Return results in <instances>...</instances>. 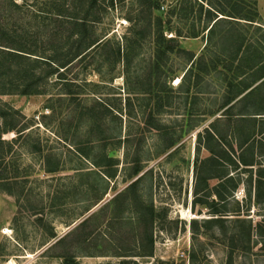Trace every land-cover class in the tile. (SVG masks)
<instances>
[{"label": "rangeland", "instance_id": "1", "mask_svg": "<svg viewBox=\"0 0 264 264\" xmlns=\"http://www.w3.org/2000/svg\"><path fill=\"white\" fill-rule=\"evenodd\" d=\"M9 1L3 5L9 7ZM244 1L256 9L255 23L226 21L207 42L206 32L201 35L208 23L205 10L217 9L218 0H197L202 10L187 4L181 15L178 8L172 14L175 0H159V12L152 13L140 0H98L95 31L108 34L110 44L63 73L71 86L53 77L43 95L0 96V105L18 112L21 116L10 115L29 128L21 139L15 132L4 136L14 142L4 147L7 182L0 181V264H190L192 252V264L225 263L226 243L218 229L191 237L192 220L212 215L209 207L192 204L195 146L197 133L226 109L224 98L259 75H241L249 74V60L241 62L238 74L237 63L227 59L228 43L218 39L233 27L264 60V0ZM18 13H11V23ZM157 16L173 30L164 31L166 39L176 30L200 36L177 40L180 51H159L152 42ZM189 55L202 60L182 79ZM231 125L218 129L229 134ZM200 156L209 154L202 150ZM139 167L142 172L133 176ZM146 172L138 186L128 188ZM243 195L240 186L239 203L228 204L227 211L246 210ZM150 204L152 224L143 208ZM249 210L253 225L264 217V205ZM254 234L248 249L233 253L234 264H264V238Z\"/></svg>", "mask_w": 264, "mask_h": 264}, {"label": "trees", "instance_id": "2", "mask_svg": "<svg viewBox=\"0 0 264 264\" xmlns=\"http://www.w3.org/2000/svg\"><path fill=\"white\" fill-rule=\"evenodd\" d=\"M97 1L20 0V3H17L15 0H10L9 7H6L3 5L4 0H0V9L6 8L3 12L0 10V96L43 95L46 93L47 85L55 82H52L53 77L57 82L66 81V86H71L72 83L63 78V73L67 72L75 62L85 59L89 52L110 44L108 34L99 37L95 31L102 10ZM140 1L147 5L149 12H159V0ZM191 1L194 0H175L172 14L176 12V8H178L177 15L179 12L181 15L182 10L186 9L185 5L198 4L197 0ZM218 1L217 9L208 7L205 10L208 23L201 35L204 36L206 32L207 42L216 35L217 26L227 23L226 21H232L235 25H252L258 17L256 9L248 6L244 0ZM198 6L203 9V4ZM189 10L192 12L190 7ZM10 12H19L14 24L11 23L13 15ZM181 17L178 16L179 19ZM153 27V44L159 51L163 48L169 53L180 51L177 40L195 39L200 36L196 32L183 34L176 30L174 38L166 39L164 31L173 30L170 27L164 28L160 16L154 19ZM133 35L136 36L137 33ZM218 39L220 42L228 43L230 51L227 59L237 63L238 74H240L241 62L249 60L252 64L249 74L241 75L255 76L258 73L259 75L236 95L225 97L222 108L226 107V109L202 132L197 133L192 204L195 207L197 205L209 207L212 215L209 219L192 220L190 227L192 240L198 239L201 234H207L213 228L218 229L226 243L227 256L224 264H234L233 253L237 249H248L253 232L254 236L264 238V217L253 225L248 215L251 205L254 207L264 205V162L261 161L264 158V140L261 137L264 134V60L252 44L245 45V38L233 27L222 30ZM127 42L128 40L125 39V43ZM40 43L43 48H40ZM117 54L120 55L119 44ZM216 55L226 58V54ZM201 60L202 56L189 55L190 66L182 79L188 73L192 74V70ZM211 67L214 69L215 62L212 61ZM205 73H208V69ZM196 76L199 77L198 74ZM259 80L261 82L254 86ZM66 91L65 95H71L68 89ZM233 110H237V114H232ZM10 111L21 116L9 107L0 105V181L2 182H7L4 173L6 170L2 165L9 153L4 147H9L14 142V140H5L4 136L15 132L16 138L21 139L29 129L16 122ZM226 123L232 124L229 134H223L218 129L220 124ZM202 150L207 151L209 156L201 158ZM142 170L140 167L134 169L133 176H137ZM146 174L147 172L132 182L128 188L134 189L138 186ZM212 180L216 181L213 186L209 184ZM240 186L243 187L244 192L241 202L246 210L227 211L228 204L239 203L236 200V193ZM143 208L149 213L148 221L152 224L154 206L150 204ZM226 223L229 226H225ZM193 258L195 254L192 252L189 255L190 264ZM120 264L135 263L121 260Z\"/></svg>", "mask_w": 264, "mask_h": 264}]
</instances>
